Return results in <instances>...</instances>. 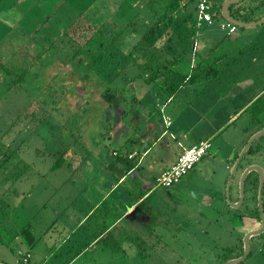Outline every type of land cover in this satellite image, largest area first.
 <instances>
[{
	"label": "rangeland",
	"instance_id": "1",
	"mask_svg": "<svg viewBox=\"0 0 264 264\" xmlns=\"http://www.w3.org/2000/svg\"><path fill=\"white\" fill-rule=\"evenodd\" d=\"M122 1L0 0V60L11 71L0 73V264H38L42 258L43 264H221L242 254V234L253 225H241L235 217L223 184L229 173L226 165L258 128L251 119L257 113L264 118L260 103L247 104L264 86V24L237 27L227 35L220 14L211 24H197L193 15L189 25L196 28L210 57L200 62L199 54L192 57L177 50V62L166 71H177L179 88L160 90L159 84H166L161 76V82L148 83L149 89L141 78L129 84L123 74L128 64L131 75L143 73L139 61L156 50L142 35L162 12L164 1L138 3L132 10ZM223 1L215 0L218 5ZM188 10L192 12L193 5ZM229 11L238 16L236 4ZM258 11L253 16H260ZM95 28L109 40L116 37L106 51L114 50L121 59L131 56L115 77L106 79V70L98 65L86 66L96 51V44H86L96 38ZM184 74L197 76L185 80ZM63 86L69 94L60 92ZM140 97L150 118L145 142L154 140L156 125L165 131L153 151L163 155L169 149L164 162L181 145L206 133L212 135L209 155L172 187L147 179L145 184L154 190L142 204L148 224L115 227L112 232L120 234L114 245L102 250L96 245L70 259L73 253L67 248L75 249L76 243L101 230L95 227L91 234V228L75 226L94 196L102 194L106 172L100 165L113 157V136L124 133V122L137 125L144 118L133 107L128 113L130 100L139 107ZM94 137L103 142L92 148ZM81 143L89 152L78 161L73 151ZM61 151L65 163L52 170ZM236 195L230 191L231 201ZM102 210L90 220L103 218ZM116 216L109 214L107 220ZM28 226L32 241L23 233ZM253 240L247 256L235 264H264V250L255 242H264V237ZM26 251L31 258L25 263L19 252Z\"/></svg>",
	"mask_w": 264,
	"mask_h": 264
},
{
	"label": "crops",
	"instance_id": "2",
	"mask_svg": "<svg viewBox=\"0 0 264 264\" xmlns=\"http://www.w3.org/2000/svg\"><path fill=\"white\" fill-rule=\"evenodd\" d=\"M220 7H221V4H220ZM259 10L260 11H258V13H261V15L260 14L259 15L260 16L264 15V7L260 8ZM205 48H206V45L202 44V42H200L198 38H196L193 44L191 56L193 57L194 55L199 54V57L202 60L200 62H204L205 60L207 62L208 57H210V50L208 49L204 50ZM154 49L157 50V48H154ZM166 49L170 51L169 57L172 60L173 57L176 55L174 54L176 53V51L174 50L175 49L174 45L171 44V48H166ZM164 51L166 52V50ZM166 53L168 54V52ZM149 54L147 52V55L144 57L143 61L141 60L139 61V63L142 64L145 60H148ZM176 62L177 61H174L172 65H175ZM128 66H129L128 67L129 70H127V72L124 73L123 76L127 78V81L130 84L131 81L134 82L135 78H134V75H131V64H128ZM195 66H196L195 63L190 64V67L192 68H195ZM133 72L135 73V75L137 74L135 71ZM175 72L170 71L168 75L170 82H167L165 86L162 84H159L160 90L162 89L163 91V89L165 88L166 89V90L164 89L165 91H168V92L172 91L175 88V82H177L178 88H179L181 82H179V80L176 81L177 71L175 70ZM189 75L190 74H187V76ZM168 77H167V80H168ZM184 79L186 80L188 78H184ZM142 81L145 83L143 79ZM157 81L161 82L160 77L150 83H157ZM168 83L169 85H172L173 87L169 86ZM146 84L149 89L152 88V87H149L148 83ZM171 94L168 95V98L166 101L170 99ZM141 99H142L141 97L138 99L139 107L136 106L137 104L132 105V100H130V102L128 103L129 105L128 113L131 114L130 109H132L133 107V109L137 111V113H140L141 116H144V118L141 119L137 125L135 124L131 125L130 122L128 123L124 122L123 124L124 133L122 134L121 132H119V135L117 137L113 136V138H116V140H113L115 146L112 148V151H111V154L113 157L111 159L110 158L104 159L105 160L104 163L100 165V170L101 171L103 170V172H106V178H105L106 180H104L102 189H100L102 194H96L94 196V200L88 207L87 211L77 220L76 226H75L78 228L84 225L85 227L91 228L92 229L91 234L94 233L93 229L95 227L101 230L97 232V234L95 232L96 235L93 236L92 238L88 239L87 237H85V240L81 241L80 243H76L75 249L67 248L68 249L67 252L72 250V253H73V255L70 256L71 257L70 259L78 258L84 253H88L89 251L91 252L96 245H99V248H101V250L103 248L108 249L109 247L108 245H111V244L114 245L115 240L118 239L117 237H119L118 234H120V233L112 232V229H114L115 227L122 226V227L136 228V226H142L143 224L145 225V223L148 222L147 216H146L147 211L145 207L142 206V204L145 203L147 198H149L153 194L152 191H154L152 188L148 186L147 183L145 184L147 179L148 178L154 179L156 175H158L163 170L168 168L176 160L178 154L182 151L184 147H188L198 142L201 139L209 138L212 136L209 133H206L200 138H198L197 140H194L193 142H191L188 146L181 145L180 142L178 141V144L181 145L179 152L175 154V156L171 155L169 159H167V161L164 162L165 157L168 154H170L169 149H168V154L165 152L163 155L159 154L157 151L156 152H153V151L155 150L154 148L158 143L157 141L162 137V135H164L165 131L161 130L162 126L156 125L157 132H155V134L156 133L157 134L155 135L154 140L151 143L145 142L144 138L149 137L150 133L148 132H151V131H147L148 130L147 124L150 118L148 115L149 112L147 113V110H145L144 107L140 106L142 102ZM101 109H102V106L100 107V111ZM77 112L80 113V117L83 115V112L82 113L81 111H77ZM78 113H77V116L79 115ZM232 117L233 115L230 116L222 125L217 126L215 128L216 129L215 131L225 126L232 119ZM126 118L127 116L124 117V119ZM207 135H210V136H207ZM64 137L66 138L67 136H64ZM97 139L94 137V140L92 139L90 141L91 145L97 142L100 143V139L99 140ZM110 140H112V136L108 137L107 142ZM77 144L74 146L75 149L73 152L75 154V157L79 161V159L83 157L82 155H85V152L88 153L89 151L87 148L85 149L82 143H81L82 145L79 144L78 146ZM94 146L96 145H92V148ZM61 154H63V152L60 153V155ZM129 155L131 156L129 157ZM206 155L205 156L208 157L209 154H206ZM63 158H65L64 155H63ZM111 196L113 198L109 199ZM107 201H111V202L109 204H104ZM158 207H160V205ZM100 208L104 209L102 210L104 212L103 218L97 219V220L95 219V221L90 220V218L94 215V213ZM115 213H118V216H116V218H113L112 220H107L109 219L107 218L109 214L113 215ZM31 239L32 238H29L28 240L31 241ZM25 253L29 254V257L25 261L26 263L30 261L31 256L28 251H26ZM40 253L41 252H39L38 254ZM44 259L45 258H42L41 259L42 261L38 262V264H43Z\"/></svg>",
	"mask_w": 264,
	"mask_h": 264
},
{
	"label": "trees",
	"instance_id": "3",
	"mask_svg": "<svg viewBox=\"0 0 264 264\" xmlns=\"http://www.w3.org/2000/svg\"><path fill=\"white\" fill-rule=\"evenodd\" d=\"M153 1L154 0H123L122 3L125 6L128 5L129 8L132 10L133 6H135L138 3H142V4L147 3L148 5H151ZM163 1L164 3H163L162 12L158 15L156 20L152 22L150 27L142 35V38L147 41L149 47L157 48V52L155 51L150 53L149 59L145 60L142 64L139 65V68L143 71V73H146V75L148 76L144 77V74L142 72H139L136 75H134L135 79L142 78L145 81V83L153 82L161 76H164L165 79L164 81L165 83H167L168 82L167 77L170 72H167L166 70L170 69V67L172 66L171 65L172 62L178 60L177 58L179 56V53L192 52L193 44L197 38L196 28H194V26L189 25L193 15L195 22H197L195 17L196 0H163ZM190 5H193L192 12L188 10ZM215 13H216L215 15L220 14V5H217L216 2H215ZM242 20H248V18H242ZM129 22L125 23L123 27L120 28L118 34L122 33L123 29L129 25ZM89 27L91 28V25L88 26V28ZM100 31L101 29L95 28L94 32L95 33L98 32L96 38L94 39L93 37H90L86 41V44L88 43H91L92 45L96 44L94 46L96 47V51L94 52L92 51L93 54L95 53V55H92L93 56L92 61L89 62L86 66L88 68H92L98 65L97 67H99L100 71L101 69L106 70L105 78L106 77L108 78V76L115 77L116 72H118V70L124 66L123 61H127V59L130 60L131 56L124 55V58L121 59L119 57L120 55L117 54V52H115L114 50L109 49L108 51H106L108 47H112L114 41L116 40V37H113L109 40L107 35L105 36L104 34L100 33ZM79 36L83 38L85 37V35L82 34H79ZM163 43L167 46V48H171V44L174 45L175 47L174 50L176 51V53L174 54L176 55L173 57L172 60L170 59L169 54H167L162 48ZM177 50H179V53L177 52ZM93 64L95 65L93 66ZM111 65H114V67L111 68ZM112 69L115 70V73L112 71ZM10 72L11 71L8 70L4 62L0 60V73L9 75ZM196 76L197 75L194 74H191L189 76H187V74H184L183 78L194 80L196 79ZM19 79L21 78L19 77ZM176 85L177 82H175V88ZM67 90L68 88L63 86L60 92L62 91V93L65 92L68 93ZM63 163H64L63 155H61L60 158H58L52 164L51 169L54 170L60 167ZM23 233L25 237H28L27 239L32 238L29 226L23 229ZM262 247L264 250V243L262 244Z\"/></svg>",
	"mask_w": 264,
	"mask_h": 264
},
{
	"label": "flooded vegetation",
	"instance_id": "4",
	"mask_svg": "<svg viewBox=\"0 0 264 264\" xmlns=\"http://www.w3.org/2000/svg\"><path fill=\"white\" fill-rule=\"evenodd\" d=\"M262 7H264V0L247 1L244 5L237 7V17L240 19L248 18V20L259 19L264 15L255 17L253 16V13ZM263 96L264 86L260 92L248 100L247 104L253 105L260 103L261 111H263ZM257 115L258 113L255 114L251 120L254 122L255 126H258V128L255 129L251 135L264 129V118L259 119ZM239 153L235 156L231 164L226 165L229 173L225 178L223 191H236L237 195L234 202L239 203L238 206L234 207L236 210H233V214L238 218L241 225H243L246 221H249L253 225L252 228L257 229L262 226L261 214H264V132L251 142L241 157H239ZM238 157L239 160H237ZM236 160V169L230 178V170ZM259 194L261 195L259 196ZM259 197L261 198L262 209L259 206ZM244 234L245 233L242 235ZM258 237H264V229L259 234L251 236L249 243ZM255 242L260 244V249L263 250L262 244L264 242L258 240ZM240 251L241 253L243 251V242L241 243Z\"/></svg>",
	"mask_w": 264,
	"mask_h": 264
},
{
	"label": "built area",
	"instance_id": "5",
	"mask_svg": "<svg viewBox=\"0 0 264 264\" xmlns=\"http://www.w3.org/2000/svg\"><path fill=\"white\" fill-rule=\"evenodd\" d=\"M215 14V0H196L195 17L197 24L202 22L211 24L213 18L216 16ZM220 27L221 29L226 30L227 35L236 31L237 29L235 24L227 21L224 18L223 22L220 24ZM211 146V138H205L199 140L193 145L184 147L178 154L176 160L168 168L155 176V184L163 188H168L179 183L180 179L209 152ZM130 156L131 155H129V157ZM19 254L21 255V260L23 262H25L29 257L28 253L19 252Z\"/></svg>",
	"mask_w": 264,
	"mask_h": 264
},
{
	"label": "water",
	"instance_id": "6",
	"mask_svg": "<svg viewBox=\"0 0 264 264\" xmlns=\"http://www.w3.org/2000/svg\"><path fill=\"white\" fill-rule=\"evenodd\" d=\"M247 0H224L221 4L220 7V12L221 15L224 19H226L227 21L235 24L237 27H241V28H249V27H255L257 25H261L264 24V16L260 17L259 19H252V20H242L240 18L235 17L234 15H232L229 11V6L232 4H236L237 7L244 5ZM264 132V129H262L261 131L251 135L249 137V139L247 140L245 146L243 147V149L241 150V152L239 153V157L242 156V154L247 150V148L249 147V145L251 144V142L260 134H262ZM239 157L237 160H239ZM237 160L234 163V165L232 166V169L230 171V178L232 177L233 173L235 172L236 169V165H237ZM243 192V191H241ZM261 194H259L260 196ZM226 199L228 200V202L231 204L232 207H236L238 206L239 202H234L231 201L230 199V191H226ZM259 206L262 209L261 206V198L259 197ZM261 218H262V226L257 228V229H251L249 231H247L244 236H243V251L242 254L239 257L236 258H232V259H228L224 262H222L221 264H235L238 263L240 261H242L248 254L249 252V241L251 236H255L257 234H259L263 229H264V214H261Z\"/></svg>",
	"mask_w": 264,
	"mask_h": 264
}]
</instances>
